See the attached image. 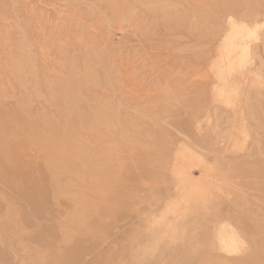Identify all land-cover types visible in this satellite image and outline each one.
Wrapping results in <instances>:
<instances>
[{
  "label": "rangeland",
  "instance_id": "rangeland-1",
  "mask_svg": "<svg viewBox=\"0 0 264 264\" xmlns=\"http://www.w3.org/2000/svg\"><path fill=\"white\" fill-rule=\"evenodd\" d=\"M225 221L264 264V0H0V264H242Z\"/></svg>",
  "mask_w": 264,
  "mask_h": 264
},
{
  "label": "bare ground",
  "instance_id": "bare-ground-1",
  "mask_svg": "<svg viewBox=\"0 0 264 264\" xmlns=\"http://www.w3.org/2000/svg\"><path fill=\"white\" fill-rule=\"evenodd\" d=\"M231 31H232V33H231L230 37L228 38V40H226L227 41L226 44L228 46L227 47L228 50L224 53V55H226V57H225L226 59H224L225 60V62L223 61L224 63L222 62L223 66L221 65L222 67L219 68L220 73H218V76H219L220 80H225V73L232 71L237 67H241L245 63L247 58H249L248 57V46H245V44H243V43L245 42L244 40L246 37L249 38V36L254 34V31L251 29H248V27L246 28L242 25H241V27L240 26H233V30H231ZM250 50L253 51L251 48H250ZM240 54H242L241 55L242 58H240ZM237 55H239V57H238L239 59L237 58ZM217 71H218V69H217ZM38 147H40V146L38 145ZM191 193H194V192H186L184 195L187 198H190L191 196L190 197H188V196ZM192 196H194V195H192ZM173 220L174 221H172V222L166 221V223L170 222L167 225V227H168V229L170 228L171 231H175L178 228L177 219H173ZM237 230L239 231V229H236L230 222L225 221L223 223H220L218 225V227L216 228V234H215V240L216 241L213 245L214 251H217L218 253L225 255V257H227V258H233L234 261H236L238 263L241 262L242 264H252V262H254L253 260H255L256 258H253L252 261L250 260L251 258L250 259L248 257L245 258L244 248L248 247L249 245H248V243L247 244L244 243L245 242L244 239H242L241 235H239ZM246 245H248V246H246ZM246 254H248V253H246ZM257 261H258V259H257ZM233 264H235V262H233Z\"/></svg>",
  "mask_w": 264,
  "mask_h": 264
}]
</instances>
